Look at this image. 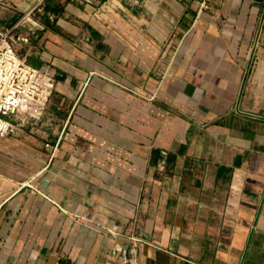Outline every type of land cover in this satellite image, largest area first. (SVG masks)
Returning a JSON list of instances; mask_svg holds the SVG:
<instances>
[{
	"label": "crops",
	"instance_id": "crops-1",
	"mask_svg": "<svg viewBox=\"0 0 264 264\" xmlns=\"http://www.w3.org/2000/svg\"><path fill=\"white\" fill-rule=\"evenodd\" d=\"M29 11L54 89L0 138V264H264V0H0V27Z\"/></svg>",
	"mask_w": 264,
	"mask_h": 264
},
{
	"label": "built area",
	"instance_id": "built-area-1",
	"mask_svg": "<svg viewBox=\"0 0 264 264\" xmlns=\"http://www.w3.org/2000/svg\"><path fill=\"white\" fill-rule=\"evenodd\" d=\"M31 14L26 13L12 28L0 27V138L18 136L22 127L47 107L53 94V78L32 67L23 54L38 27ZM26 24L31 27L23 35L20 30ZM257 117L264 120V113Z\"/></svg>",
	"mask_w": 264,
	"mask_h": 264
},
{
	"label": "rangeland",
	"instance_id": "rangeland-1",
	"mask_svg": "<svg viewBox=\"0 0 264 264\" xmlns=\"http://www.w3.org/2000/svg\"><path fill=\"white\" fill-rule=\"evenodd\" d=\"M204 7H206L207 6V3H204V5H203ZM263 23H264V20L262 21ZM260 37H262V30L260 29V31H259V36H258V41L255 39L254 41H252L253 43H255V44H260V42H261V38ZM257 41V42H256ZM251 42V43H252Z\"/></svg>",
	"mask_w": 264,
	"mask_h": 264
}]
</instances>
